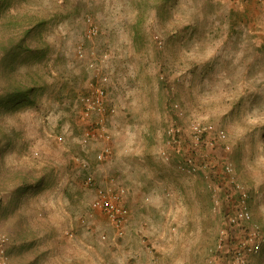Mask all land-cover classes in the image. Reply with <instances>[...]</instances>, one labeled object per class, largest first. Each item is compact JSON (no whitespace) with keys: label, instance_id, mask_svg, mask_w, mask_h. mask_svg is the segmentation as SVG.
Wrapping results in <instances>:
<instances>
[{"label":"rangeland","instance_id":"rangeland-1","mask_svg":"<svg viewBox=\"0 0 264 264\" xmlns=\"http://www.w3.org/2000/svg\"><path fill=\"white\" fill-rule=\"evenodd\" d=\"M8 11L21 22L33 15L48 20L41 33L46 53L62 57L49 67L50 74L58 70L76 82L59 99L48 92L37 97L35 106L5 120L6 130L19 131L21 138L10 150L0 143L4 164L23 160L30 168L51 165L47 179H54L49 186L24 185L21 195L10 198L15 182L12 175L5 181L3 171L0 197L6 209H13L2 225L7 244L22 234L18 211L29 218L28 227L42 232L22 254L11 253L9 264L30 263L34 250L46 252L38 264H218L221 260L210 250L216 248L217 234L226 222L227 199L219 185L203 176L206 171L222 174L219 161L225 156L232 178L249 196L253 222L264 221V2L15 0ZM139 15L143 42L131 39V26ZM88 22L97 26L91 37L86 35ZM29 67L24 64L18 70ZM95 76L105 77V102L112 109L105 116L110 154L102 161L95 155L105 143L79 144L81 132H75L71 107L74 96ZM3 83L0 70V91ZM170 101L182 107L177 122L183 132L192 121L224 131L227 153L216 145L214 153L207 149L208 156L204 147L194 154L205 172L185 174L170 157L164 161L159 154L170 151L165 145V127L173 117ZM74 157L85 159L88 169L81 170ZM87 173L92 176L90 186L83 181ZM97 186L124 188L129 217L121 235L91 207ZM192 197L201 208L190 203ZM201 209L206 215L189 220ZM182 211L188 216L175 219ZM195 221L205 234L190 237L191 245L186 241L188 229L180 228ZM46 231L49 236L44 237ZM169 238L174 246L165 250ZM249 256L246 264H264V243Z\"/></svg>","mask_w":264,"mask_h":264},{"label":"trees","instance_id":"trees-1","mask_svg":"<svg viewBox=\"0 0 264 264\" xmlns=\"http://www.w3.org/2000/svg\"><path fill=\"white\" fill-rule=\"evenodd\" d=\"M14 1L15 0H0V70L1 79L4 82L0 91V143L4 142V145H7L9 150L15 147V139H20L21 134L19 131L6 130V118L14 115L13 113L15 112L21 113L26 107L35 106L38 99L37 97H44L48 92H52L55 98L59 99V97L63 96L65 92L71 88V84L74 85L76 83L74 78H72V81H69L67 79L68 74L65 76L58 70L56 73H52L56 76L50 74L51 70L49 67L53 68L57 65L58 62L62 60V57L59 55L51 56L50 53H46L48 45L45 43L44 38L41 37V33L43 32L44 27L47 26L48 20L44 17L37 19L33 15L32 17L28 16L26 20L21 22L15 13H9L8 11L9 6ZM137 18V21L131 26V39L132 41L143 42V39L145 38L142 37V34L145 33L141 30L142 22H140V15ZM24 64H29L30 67L26 72L19 71L18 67ZM85 91L86 84L83 85L81 92L74 96L71 105L74 109L75 120L77 121L75 122V126H77V131L75 132L78 133H80L83 128L80 126L79 122V107L77 101L80 94ZM168 100H170V96L168 97ZM169 111H172L175 121H172L173 117L171 116L169 123L165 127V145L169 147L168 149L170 151L167 152V154L178 171L180 170L183 173L192 176H195L200 172H205V165L199 164L195 157L197 154L201 153V150L199 151L201 147H204V153H206V156H208L207 154H210V152L214 153L217 146H221L227 153L228 150L224 147L225 145H222V141L216 139V127L212 125L213 128L207 130L204 129L198 134L192 129V124L197 121H192L190 122L188 129H184L183 132V129L181 128L182 125L179 126L180 123L177 122L182 119V107L178 105V103L170 101ZM169 127H174V129L177 130L172 131L171 133L168 130ZM7 131H10V133L8 134ZM167 142L169 144H167ZM25 148V146L24 148L21 147L20 149L22 152L19 154H23ZM207 149H210V152L209 150L207 152ZM3 151L4 149L0 150V177L2 178L4 171L6 176L5 181L7 176L12 175L11 178L12 180L14 179L15 182V189L11 192L9 191L10 198H13L15 195H21V187L24 185H31L34 183L36 185L46 184V186H49L54 184V179H47V176L52 173L53 167L51 165H45L39 169L33 167L30 168V166L22 160L15 165L7 166L4 164L5 161L2 157ZM195 153L196 155H194ZM17 158L19 159V157ZM228 158L229 157L225 156L219 161L220 173L222 174H219V172H216L215 174V172L211 173L212 171H206V175L203 176L208 177V181L215 183L216 186L219 185L221 190L220 194H222L223 198L227 199L223 209L226 222L223 227L220 228V230L222 229L224 232L222 235H219L218 232L215 241L216 244L214 245L216 248L210 250L213 254L212 257H216L217 260L219 258L222 264H234L235 255L239 252L244 254L243 242L249 235L251 227L253 224L260 225L261 223L253 222L251 215L249 219L236 218L231 220L242 205H246L249 210L250 199L248 198V195L243 197L241 190L238 188L239 184L234 178H232V176H229L225 172L224 165L229 162ZM192 166H194V171L191 173L187 172ZM210 174H214L215 176L213 175L211 178ZM0 182L2 183V187L4 186L3 188H5L3 178ZM1 203L2 197H0V204ZM1 209V212H6L7 215L13 210L12 208L6 209L5 203ZM16 218L18 224L21 225V230L19 232L22 234L19 235L18 233L19 236L14 238V242L11 243L15 246L10 244V247L8 245V251L10 254L16 252V254L19 255L27 248L31 247L33 245V240L35 242L37 236L42 232L40 229L37 230L33 227H28L27 220H29V218L27 219L23 215V212L18 211ZM43 235H45L44 237L49 236L47 231L44 232ZM27 237H29V243H26ZM219 237L220 241L217 243ZM34 252V258L28 264H38L39 257L45 256L46 254L45 251V253L36 250H34ZM250 258V256L247 257L248 263ZM221 262L218 264H221ZM24 263L25 261L23 264Z\"/></svg>","mask_w":264,"mask_h":264},{"label":"built area","instance_id":"built-area-1","mask_svg":"<svg viewBox=\"0 0 264 264\" xmlns=\"http://www.w3.org/2000/svg\"><path fill=\"white\" fill-rule=\"evenodd\" d=\"M252 3H262L264 0H246ZM88 20V19H87ZM97 32V26L88 22L86 28V35L91 37ZM80 55V53H79ZM90 62V66H92ZM105 77L95 76L89 79L86 84V91L80 94L77 104L79 107L78 115L79 120L83 125L81 134L79 135V144L86 145L91 141L105 143L101 150H99L96 155V161H102L106 159L110 154L109 146L107 142L110 138L107 129L105 128V116L112 109L108 108L105 102L106 98V87L104 85ZM177 106V105H175ZM213 126L211 124L201 125L199 122H194L192 124V129L200 134L202 130L211 129ZM169 132L175 131L174 127H169ZM168 132V131H167ZM225 134L222 129L216 128V139L219 141L225 140ZM167 144H169L167 142ZM225 145V144H224ZM228 149V145L224 146ZM161 158L164 161L169 160V155L166 150H161L159 152ZM74 162L78 165L81 170H87L89 163L85 159H80L78 157L73 158ZM182 167V166H180ZM224 170L229 176H233L232 167L229 162L224 165ZM194 171V166L189 168L187 172L191 173ZM84 183L86 186L93 184L92 176L87 173L84 178ZM241 190L243 197H246V191L243 187L238 185ZM124 188L122 186H97L95 187L94 196L91 201V207L94 211L101 212L105 215L106 219L109 221L110 225L114 229L116 235H121L128 221L129 210L125 207L123 202ZM249 219L250 213L246 205H242L239 211L232 217L234 219ZM223 230L219 231V235L223 234ZM7 238L6 235L0 233V264H9V256L7 253ZM220 241V237L217 243ZM264 243V221L260 225L253 224L250 233L244 240V254L238 253L234 257V264H246L247 257L249 255L257 254Z\"/></svg>","mask_w":264,"mask_h":264},{"label":"crops","instance_id":"crops-1","mask_svg":"<svg viewBox=\"0 0 264 264\" xmlns=\"http://www.w3.org/2000/svg\"><path fill=\"white\" fill-rule=\"evenodd\" d=\"M189 200V199H188ZM192 200L193 201H191L190 200V203L192 202V203H197V205H196V207H198V208H201L200 207V203H199V201L198 200H195V199H193V197H192ZM135 202V199H132V200H130L129 201V204H128V206L129 207H131V205H132V203H134ZM3 204H4V199L2 200V203L0 204L1 206H0V232L2 233L4 230H2V225L4 224V222L6 223L7 221H8V218H7V213L6 212H1V208H2V206H3ZM197 211H199V213H197L196 215H191L190 217H192V218H189V220H191V219H194V220H196L198 217H200V218H202V216H204V215H206V213L204 212V211H202V209L201 210H197ZM201 214V216H199ZM7 215V216H6ZM184 215V211H182V214H177V215H175L177 218H175V219H180L182 216ZM190 215V214H189ZM140 218H142L141 219V222L142 223H147V221H146V217L144 216V215H142V214H139L138 215ZM173 216V215H172ZM184 216H188V214L186 213ZM144 218V219H143ZM140 223V222H139ZM196 223H198V222H194L193 224H192V226L191 227H187V226H182L180 229H181V231H186V229H188L187 230V234H189V238H187V240L186 241H189V244H191L192 245V243H194L193 242V240L192 239H190V237L192 238V237H195V235H197V233H199L200 231H199V229H197L196 228ZM198 227V226H197ZM200 234H205V232H200ZM192 235V236H191ZM188 235H186V237H187ZM186 237H185V239H186ZM189 239V240H188ZM179 240V239H178ZM182 240V239H181ZM184 241V240H183ZM190 245V246H191ZM173 246H174V241H171V238H169V239H166L165 240V250H170V249H172L173 248ZM193 247V246H192ZM7 253H8V256H9V261H11V254L9 253V251H8V244H7Z\"/></svg>","mask_w":264,"mask_h":264}]
</instances>
